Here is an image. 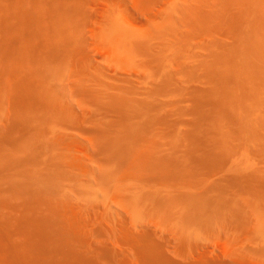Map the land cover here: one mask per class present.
<instances>
[{"label": "rangeland", "instance_id": "374dc122", "mask_svg": "<svg viewBox=\"0 0 264 264\" xmlns=\"http://www.w3.org/2000/svg\"><path fill=\"white\" fill-rule=\"evenodd\" d=\"M15 1L25 24L41 27L28 17L37 0ZM217 1L227 2L235 14H257L254 8H259L264 17V0H65L73 20L52 21L58 33L66 34L65 47L48 63L55 74L40 80L41 92L21 95L25 83L38 87L21 68L0 74V150L16 159L17 152L7 149L28 146L33 159L11 167L0 151V264L12 251L26 258L23 264L81 259L93 264H264V182L255 190L245 178L256 169L264 179V155L251 150L249 134L246 139L236 126L239 131L227 135L217 163L209 166L195 164L206 156L204 150L194 153L192 164L176 153L184 176L163 168L172 159L167 154L162 165L120 169L110 147V133L124 124L135 134L143 115L153 126L138 144L153 153L166 141L180 146L199 122L190 111L193 95L208 83L192 64L214 41L234 42L206 21L205 7L199 8ZM188 12L193 13L190 22ZM18 14L7 16L16 22ZM8 20L0 21V42L9 39ZM114 96L126 103L149 99L118 115L110 105ZM230 167L244 178L233 175L236 182L230 186L222 181L214 186L221 170ZM35 181L50 191H29ZM191 196L203 198L207 214L201 219H188Z\"/></svg>", "mask_w": 264, "mask_h": 264}, {"label": "bare ground", "instance_id": "6f19581e", "mask_svg": "<svg viewBox=\"0 0 264 264\" xmlns=\"http://www.w3.org/2000/svg\"><path fill=\"white\" fill-rule=\"evenodd\" d=\"M9 1L10 0L0 1V14L6 16L1 17L0 21L3 18L6 20L8 17L9 20L7 25L10 29V36L5 30V35H8L9 39L0 42V74L10 73L15 71V69L21 68L22 75L27 81L32 84H38V87H35L25 83L22 87L21 90L23 92H21V95L31 98L41 92V88L39 87L40 80H49V77L55 74L54 68L48 63L57 58L65 47L66 34H60L54 29L52 25L53 19L55 17H60L62 19L73 20V16L65 9V0H52V3L55 5H51V7L47 6V1L51 0H37V7L31 9V16L28 15L29 18L37 19L38 23L41 25V27H34L29 23L25 24L24 12L19 11L16 7L18 1ZM236 3L238 2L236 1ZM227 4V2L217 1V3L211 6L199 7H205L206 21L216 23V28L221 29L225 35L229 33L234 38V42L231 44L214 41L216 43H212L208 53L192 64L195 74L205 79L208 83V87L205 90L193 95L195 104L190 111L192 115H199V122L194 121L190 131L184 135V141L180 146L172 147L166 141L165 144L157 148L154 153L147 148L148 146H139L138 144L140 140L149 137V133H147L145 129L149 124L153 126L152 119L147 121L143 115L137 123L138 129H135V134H130L127 129H124V124L119 125L114 133L109 132V137H112V144L110 147L114 148V150H112L113 159L120 169L136 165H141L140 168L148 169L149 166H147L146 163H159V165H162L163 156L167 154L169 157H172V159H170L168 164H163V168L167 165V170L171 174L184 176L186 169H181L179 167L178 162L180 161L178 159V153H183L182 156L185 157L183 163L187 164V162L190 161L192 164L196 161L193 156L194 153L204 150L206 156L201 157L202 160L195 164L197 166H209L217 163L220 152L219 146L229 133L232 134L234 132V134H236L239 130L243 136L246 135V139L248 134L251 136L248 137L250 140L254 141L253 145L251 144L253 146L251 150L264 155V91H261L260 87L264 85V26L262 25L264 17L260 13L259 8L258 10L254 8L257 14H235L232 8ZM16 12H19L17 18L21 17V19L15 22L13 17H9L7 14L12 13L16 19ZM192 16L193 13L188 12L185 18L190 22ZM26 42L31 43V48L24 46ZM159 81L166 83L165 79ZM157 92L155 91V94H157ZM118 98V96H114L110 102V105L118 115H122L124 110H126L125 108L131 106L141 108V106H145L144 104L147 102V99H149L141 98L136 103L133 101H127L126 103V101ZM151 110L158 111L157 109ZM151 110L146 109L145 112L153 113ZM137 112L138 111H136V114ZM139 113L140 112H138V114ZM235 127L236 129L239 128V130L235 129L236 132L234 130ZM258 127L260 130L256 132V134L255 131L259 129ZM249 131L250 133H247ZM194 138H198L200 143ZM40 148L41 146H37L35 150L38 151ZM11 149L17 152L16 159H12V157H10L11 153L5 152V149L0 150L3 151L5 156V164H9L13 167L17 164H25L29 160H33L32 156L29 154V152L32 151L29 150L28 146L20 148L10 147L7 150ZM176 153L178 158L175 157ZM234 164L239 167L240 163L234 160ZM3 170V168H0V173L3 172ZM240 172L241 171H238V169L231 167L226 168V170L223 169L212 184L218 186L216 182L222 181L230 186V183L235 181L233 175L238 176H236L238 181L244 178H242L243 175L240 174ZM261 174L262 173L254 169L250 175L246 174L248 177L245 176L247 179L245 180L247 183L249 182L248 180H250L254 185L253 189L256 190V188L264 182ZM35 183V188H29L28 186L29 191H39L40 193L50 191L42 182L35 181ZM248 184H250V182ZM148 191L155 190L150 189ZM257 195H260V193L258 192ZM191 197L189 198V205H192V208L185 209V212L190 214L188 219L198 220L203 218L204 215L207 214H204L205 208L201 202L203 198L201 200L199 199L200 206H197L199 202L198 198L196 199V196ZM215 210L217 211L218 209L215 208ZM10 254L11 255L3 258L2 264H23L26 260L25 257L22 259L17 251H12ZM49 258L54 259L52 256ZM69 262L70 264H93L88 262V260L82 259L78 262L70 260ZM58 263V261H54V264Z\"/></svg>", "mask_w": 264, "mask_h": 264}]
</instances>
